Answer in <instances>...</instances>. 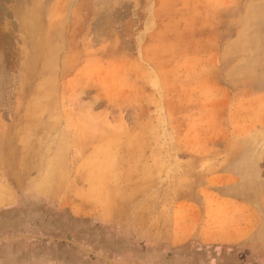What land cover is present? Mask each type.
<instances>
[{
    "label": "rangeland",
    "instance_id": "1",
    "mask_svg": "<svg viewBox=\"0 0 264 264\" xmlns=\"http://www.w3.org/2000/svg\"><path fill=\"white\" fill-rule=\"evenodd\" d=\"M0 264H264V0H0Z\"/></svg>",
    "mask_w": 264,
    "mask_h": 264
},
{
    "label": "crops",
    "instance_id": "2",
    "mask_svg": "<svg viewBox=\"0 0 264 264\" xmlns=\"http://www.w3.org/2000/svg\"><path fill=\"white\" fill-rule=\"evenodd\" d=\"M21 218V217H20ZM25 218H21V221H24ZM20 222H17L18 225H21ZM16 224V223H15ZM41 224V223H40ZM61 225V224H60ZM17 227H21V226H17ZM32 231V227L30 228ZM41 229V227L39 228ZM57 231V230H56ZM59 232H61V230H58ZM19 235H16V237L14 238V240L7 245V247H3V248H44V246L42 245V239H44L43 236H38L36 235L35 237L32 236V234L30 233H23V232H19ZM41 233V230H39L38 233ZM62 233V232H61ZM79 234V233H78ZM33 239H36L34 242L32 241ZM41 240V241H40ZM32 242L36 245H32ZM59 245V244H58ZM56 248V247H55ZM58 248V246H57ZM77 248H83V246H81L80 244L77 243Z\"/></svg>",
    "mask_w": 264,
    "mask_h": 264
}]
</instances>
